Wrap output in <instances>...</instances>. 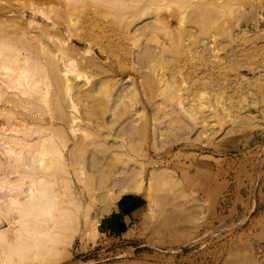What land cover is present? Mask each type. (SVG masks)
I'll return each mask as SVG.
<instances>
[{
  "label": "bare ground",
  "instance_id": "6f19581e",
  "mask_svg": "<svg viewBox=\"0 0 264 264\" xmlns=\"http://www.w3.org/2000/svg\"><path fill=\"white\" fill-rule=\"evenodd\" d=\"M77 1L35 2L16 16L0 7V264L54 252L39 235L47 234L41 215L56 179L74 194L64 200L57 186V240L69 231L71 244L79 230L95 241L88 196L111 211L125 193L176 184L168 168L147 172L152 148H170L181 128L222 144L264 110V0H101L87 18ZM98 14L114 15V34L106 22L94 28ZM142 36L119 51L123 39ZM175 121L181 127L172 132Z\"/></svg>",
  "mask_w": 264,
  "mask_h": 264
},
{
  "label": "rangeland",
  "instance_id": "374dc122",
  "mask_svg": "<svg viewBox=\"0 0 264 264\" xmlns=\"http://www.w3.org/2000/svg\"><path fill=\"white\" fill-rule=\"evenodd\" d=\"M97 1L101 2V0L77 2L81 11H89L93 7L92 3ZM130 1L132 2L128 0ZM137 1L140 6L155 2V0H133V2ZM35 2L57 3V0H0V7H12V14L16 16L23 10H29ZM87 4L89 9H86ZM52 5L57 7L56 4ZM45 7L48 8L47 5ZM85 11L82 16L87 18L88 14ZM51 13L55 14L53 11ZM104 15L100 14L97 17L95 21L97 25L94 28L98 30V24L104 26L106 22L107 28L114 34L115 27L107 22V20L111 21L114 15L108 17ZM114 20L124 21L123 14H117ZM4 27L6 26H1L3 30L7 29ZM145 37L142 36L137 42L133 39H123L125 42L122 43L123 46L119 51L121 53L125 51L127 42L137 48ZM132 75L135 74L132 72ZM179 75L180 82L182 75L181 77ZM178 83L176 85H180ZM131 98L129 99L132 100ZM139 98L144 99L145 94L140 93L136 99L133 96L135 100L133 103L137 108L141 107V103L136 102ZM176 100H179L178 104H180L181 100L175 99L174 103ZM147 111L149 112L148 108ZM252 115L254 116L252 120L239 124V135L227 137L222 144L210 142L204 144L201 140L196 141L195 138L194 140V135L189 136L190 133L183 132L184 136L186 135L184 137L183 128L182 131L179 129L180 132L175 131L177 127L174 130L178 124L175 121L171 131L174 130L176 132L174 134L178 136L182 135V138L178 140L179 142L174 141L170 148L168 146L152 148V156L156 162L146 164L144 167L147 172L154 166L168 168L169 172L179 178V182L162 185L161 182H157L162 186L161 189L160 185H156L150 195L147 192L125 193L140 194L144 200V210L143 214L120 236L114 235L113 232H105L103 219L109 211L102 210L100 199H92L88 196L85 203L92 202L90 213L95 215L99 222L95 241L86 239L84 242L83 231L79 230L74 232L71 244H68L69 231L57 240V186L63 188L60 197L64 200H72L74 194L66 180L60 181L57 185L56 179L52 182V190L49 192L52 203L55 204L52 207L51 203L50 210L41 215L47 234L39 237L42 240L51 238L57 246L54 249L56 255L57 250L59 252L61 249L59 247L62 246L64 258L62 256L61 259L58 258L61 252L55 256L54 252L50 251L54 257L49 252L48 258L44 255L47 261L43 263L44 259H42L40 263V258L38 260L36 256L37 252L33 250L35 255L30 252L31 257L29 253V258H25L27 262H19L21 260L19 256L17 258L20 260L13 257L16 260L12 261L14 264H46L49 261L50 264L56 257L59 260H54L56 262L53 261V264H250V262L264 264V110H254ZM231 117L238 118L236 114ZM180 125L178 124L179 127ZM174 134L172 138L177 136ZM223 136L226 135L217 138ZM85 194L87 193L83 190V196ZM72 222L71 219L67 220L68 225ZM67 245L71 254L63 250ZM34 256L37 257L35 261L38 262L32 260ZM50 256H52L51 261L48 260ZM7 260L9 261L10 258Z\"/></svg>",
  "mask_w": 264,
  "mask_h": 264
},
{
  "label": "crops",
  "instance_id": "0c3cea01",
  "mask_svg": "<svg viewBox=\"0 0 264 264\" xmlns=\"http://www.w3.org/2000/svg\"><path fill=\"white\" fill-rule=\"evenodd\" d=\"M144 200L140 194H125L112 204V210L104 216L105 232L122 234L143 214Z\"/></svg>",
  "mask_w": 264,
  "mask_h": 264
}]
</instances>
